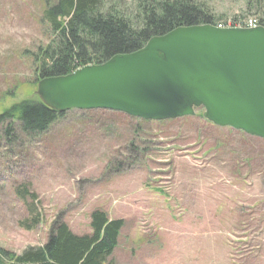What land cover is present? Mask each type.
<instances>
[{
    "label": "rangeland",
    "instance_id": "374dc122",
    "mask_svg": "<svg viewBox=\"0 0 264 264\" xmlns=\"http://www.w3.org/2000/svg\"><path fill=\"white\" fill-rule=\"evenodd\" d=\"M47 0H0V114L37 91L29 58L49 37ZM54 1V0H50ZM219 24L258 17L244 0H205ZM133 15L136 0H104ZM194 117L138 122L71 110L44 134L0 125V247L43 246L62 219L91 233L102 209L125 228L116 264H264V140ZM145 121V120H143ZM36 197L22 200L18 187ZM41 215L28 229L29 205Z\"/></svg>",
    "mask_w": 264,
    "mask_h": 264
},
{
    "label": "water",
    "instance_id": "95a60500",
    "mask_svg": "<svg viewBox=\"0 0 264 264\" xmlns=\"http://www.w3.org/2000/svg\"><path fill=\"white\" fill-rule=\"evenodd\" d=\"M58 112L104 110L145 121L196 116L264 140V27H179L141 50L39 82Z\"/></svg>",
    "mask_w": 264,
    "mask_h": 264
},
{
    "label": "trees",
    "instance_id": "16d2710c",
    "mask_svg": "<svg viewBox=\"0 0 264 264\" xmlns=\"http://www.w3.org/2000/svg\"><path fill=\"white\" fill-rule=\"evenodd\" d=\"M136 3L131 15L114 4L104 11V0H47L43 20L52 37L29 58L34 67V84L85 66L104 64L119 54L137 52L153 37L179 27L219 24L205 0H136ZM244 5L246 14L254 12L259 25L264 27V0H244ZM65 113L49 108L33 91L30 97L0 114V125H7L5 136L9 140L17 137L13 127L16 122L22 133L32 138L46 133ZM201 115L203 118V112ZM17 194L25 201L36 197L28 186L18 187ZM32 203L29 205L32 218L24 222L28 229L41 221L35 201ZM90 218L88 234H76L60 218L52 224L43 246L30 247L22 254L0 247V264H116L114 256L125 221L111 219L102 209L95 210Z\"/></svg>",
    "mask_w": 264,
    "mask_h": 264
},
{
    "label": "built area",
    "instance_id": "2783aa9c",
    "mask_svg": "<svg viewBox=\"0 0 264 264\" xmlns=\"http://www.w3.org/2000/svg\"><path fill=\"white\" fill-rule=\"evenodd\" d=\"M258 26H259L258 20L250 19V18L245 21L238 20L236 22L219 25V27L221 28H256Z\"/></svg>",
    "mask_w": 264,
    "mask_h": 264
}]
</instances>
